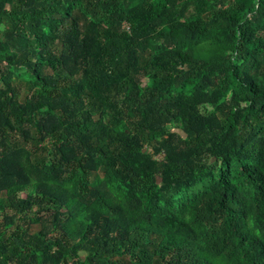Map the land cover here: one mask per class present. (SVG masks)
Here are the masks:
<instances>
[{"label":"trees","instance_id":"16d2710c","mask_svg":"<svg viewBox=\"0 0 264 264\" xmlns=\"http://www.w3.org/2000/svg\"><path fill=\"white\" fill-rule=\"evenodd\" d=\"M0 212V264H264V0H0Z\"/></svg>","mask_w":264,"mask_h":264},{"label":"rangeland","instance_id":"374dc122","mask_svg":"<svg viewBox=\"0 0 264 264\" xmlns=\"http://www.w3.org/2000/svg\"><path fill=\"white\" fill-rule=\"evenodd\" d=\"M143 81L146 82L145 79ZM14 84H16V80L14 81ZM16 86H17V89L19 91V93H18L19 94V97L21 98L24 95V92L26 91V89H25L26 88V85L24 83H22L20 85L17 84ZM179 132L182 135L185 134L183 131H179ZM162 157H163V155H158L157 156L158 159H162ZM19 195L21 197H23L25 195V193L24 192H20ZM1 220H2V214L0 212V224L2 223ZM29 227H30L29 228L30 231H36L39 228V224L32 223V224L29 225ZM79 253H80V255H83L84 252L83 251H79ZM67 263L68 264H73L71 261H68Z\"/></svg>","mask_w":264,"mask_h":264}]
</instances>
